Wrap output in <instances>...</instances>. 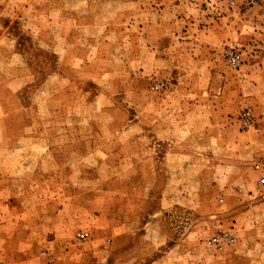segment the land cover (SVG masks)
<instances>
[{"label":"rangeland","instance_id":"374dc122","mask_svg":"<svg viewBox=\"0 0 264 264\" xmlns=\"http://www.w3.org/2000/svg\"><path fill=\"white\" fill-rule=\"evenodd\" d=\"M242 1L0 0V25L18 38V48L25 54L30 78L19 99L25 108L24 122L33 121L41 137L36 149L44 155L41 165L49 158L56 168L66 166L68 160L59 158L69 148L64 138L83 136L76 151L105 153L98 162L104 186L98 187L97 200L111 215L114 207L107 205L117 196L127 198L131 186L132 196L153 201L146 209L138 208L141 223L157 210L165 179L176 181L177 186L168 187V195L176 194L181 203L165 212V233L169 246L192 248L194 254L173 255L174 262L182 257L183 264H191L198 257L201 264H218L222 261L218 255L227 252V264H264V140L258 135L261 114L255 112L256 107H264V4L241 10ZM37 20L55 28L57 53L46 42L47 31L37 28ZM231 48L241 54L238 65L228 61ZM68 51L85 55L86 63L77 60V66L65 69L61 56ZM49 75L54 78L47 81ZM227 81L248 100L234 113L241 126L224 135L226 142L227 136L232 141L235 135V148L227 144L225 154L208 148L221 172L199 180L186 158L170 160L173 168L160 169V161L166 162L161 124L174 132L181 152L190 149L189 140L203 141L205 136L195 131L199 116L188 117L183 105L198 98L189 92L193 87H215L220 92L215 103L227 102ZM178 88L188 91L178 95ZM246 110L252 115L249 125L242 119ZM54 150L58 157L47 158L46 153ZM230 151L238 154L237 160L229 157ZM149 157L154 173L145 168ZM91 161L83 164L95 170ZM80 162L74 159V164ZM115 162L118 169L113 172L109 164ZM174 163L187 167L178 170ZM227 177L232 178L229 191ZM219 232L233 233L236 242L221 251L211 250L207 241ZM79 233L86 238L79 239ZM79 233L80 241L89 240L88 231ZM101 242L110 247L109 238ZM206 253L217 257L208 261ZM107 257L108 253L102 264H110Z\"/></svg>","mask_w":264,"mask_h":264},{"label":"crops","instance_id":"0c3cea01","mask_svg":"<svg viewBox=\"0 0 264 264\" xmlns=\"http://www.w3.org/2000/svg\"><path fill=\"white\" fill-rule=\"evenodd\" d=\"M47 11H50V7ZM35 24L40 32L47 31L49 39L46 42L57 53L59 43L52 34L55 28L50 26V22L41 23L37 20ZM24 57L25 54L18 48V38L10 35L4 25H0V264H102L106 253L107 259L111 257L110 264H183L182 257H176L175 262L170 257L194 254L193 249L169 246L165 233V212L169 206L181 203L176 194L168 195V187L177 186L174 184L176 181H163L155 205L157 210L153 215L144 216L141 223V218L137 216L138 208L143 206L146 209L145 206L150 207L153 201L139 200L132 196L131 186H128L127 198L117 196L107 205L114 207L111 215L103 209L104 204L97 200L96 195L98 187L104 186V179L99 176L103 169L98 162L105 153L103 150L76 151L77 145L85 139L83 136H65L64 142L69 144V148L59 158L68 160L66 166L56 168L49 161L48 157H58L55 150L46 153L48 162L41 165V156L44 155L36 150L40 146L41 137L33 121L31 124L24 122L25 108L19 99L20 91L30 78L25 72ZM77 60L86 63L85 55H72L68 51L61 56V62L68 70L78 65ZM60 76L63 74L60 73ZM51 78L54 76L49 75L47 81ZM183 91L188 90L178 88L175 93L179 95ZM189 92L198 98L191 104H184V111L188 117L191 114L199 116L201 122L196 125L198 129L195 131H201L205 139L189 140L190 149L181 152L172 136L174 132L167 124H161L160 145L166 147L162 158L166 162L160 161V169L173 168L172 161L186 158L190 162L187 163L188 168L199 176L198 179L200 176L214 177L221 172V165H214V155L210 152L221 150L225 154L228 151L227 144L231 150L235 148V135H232V141L227 136V142L224 135L241 126L234 113L238 111L240 103L248 100L245 97L247 94L235 93L228 81L227 102L220 104L215 103L220 93L215 87H193ZM166 107L170 111L169 106ZM255 112L261 114L257 126L259 138L263 141L264 107H256ZM179 125L180 122H177ZM28 126L31 130H28ZM117 140L120 144L118 137ZM216 143L219 146L217 148L213 145ZM229 153L230 158L237 160L239 157L234 151ZM106 154H109L108 159L111 153ZM116 155L120 156L117 152ZM75 158L82 164H74ZM87 159H93L91 162L97 166L95 170L83 164ZM151 162L153 158H147L145 168L149 173H154L156 169L150 165ZM174 164L178 170L186 166V163ZM109 166L113 172L118 169L117 162ZM131 167L135 168L136 165L132 163ZM231 180L227 177V191L231 188ZM114 187L120 191L119 186ZM81 231L90 233L88 241L83 242L77 238ZM106 238L111 240L110 247L101 242ZM204 256L208 261L217 257L210 253ZM218 257L222 260L218 264H227V252ZM199 261L197 257L191 264H201Z\"/></svg>","mask_w":264,"mask_h":264},{"label":"built area","instance_id":"2783aa9c","mask_svg":"<svg viewBox=\"0 0 264 264\" xmlns=\"http://www.w3.org/2000/svg\"><path fill=\"white\" fill-rule=\"evenodd\" d=\"M264 4V0H243L240 3V9L241 10H247L248 8L258 7L262 6ZM227 57L229 63L233 65H238L240 63L241 54L238 49L231 48L227 52ZM242 119L245 122V125H249L252 122V115L250 110H246L242 113ZM264 181V180H262ZM87 234L85 233H79L78 238L79 239H85ZM237 238L236 236L231 232H219L216 235L212 236L208 239L207 245L211 250L214 251H221L223 250L227 245L232 244L236 242Z\"/></svg>","mask_w":264,"mask_h":264}]
</instances>
